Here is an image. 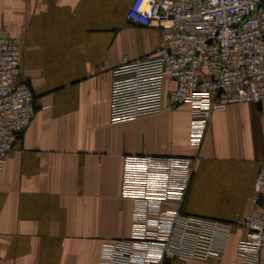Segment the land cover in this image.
<instances>
[{
  "label": "crops",
  "instance_id": "crops-1",
  "mask_svg": "<svg viewBox=\"0 0 264 264\" xmlns=\"http://www.w3.org/2000/svg\"><path fill=\"white\" fill-rule=\"evenodd\" d=\"M133 1L0 0V35L20 38L19 79L36 104L0 172V264H98L104 242L131 233L126 155L191 157L184 209L228 223L230 235L222 259L185 264L237 263L238 222L264 163V101L215 111L200 146L190 105L171 106L170 81L160 113L112 123V70L163 41L162 29L128 20Z\"/></svg>",
  "mask_w": 264,
  "mask_h": 264
},
{
  "label": "built area",
  "instance_id": "built-area-1",
  "mask_svg": "<svg viewBox=\"0 0 264 264\" xmlns=\"http://www.w3.org/2000/svg\"><path fill=\"white\" fill-rule=\"evenodd\" d=\"M127 18L164 35L152 54L124 56L112 70V123L160 113L170 81L171 106L190 105V140L200 146L215 111L264 101V0H134ZM22 53L19 37L0 35V172L36 111L31 88L19 79ZM193 171L188 156L126 155L121 199L133 201L131 233L104 242L98 264L222 259L230 225L184 209ZM255 192L238 222L247 232L236 264H261L264 163Z\"/></svg>",
  "mask_w": 264,
  "mask_h": 264
},
{
  "label": "water",
  "instance_id": "water-1",
  "mask_svg": "<svg viewBox=\"0 0 264 264\" xmlns=\"http://www.w3.org/2000/svg\"><path fill=\"white\" fill-rule=\"evenodd\" d=\"M28 86H29V85H28ZM29 87H30V86H29ZM31 90H32V89H31ZM258 105L260 106L261 103H259ZM258 202H259V204H261V203H262V198H260Z\"/></svg>",
  "mask_w": 264,
  "mask_h": 264
}]
</instances>
